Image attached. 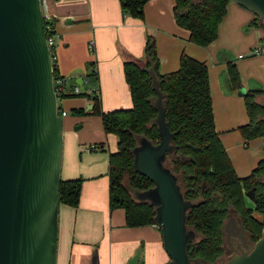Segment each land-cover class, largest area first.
<instances>
[{"label":"crops","instance_id":"0c3cea01","mask_svg":"<svg viewBox=\"0 0 264 264\" xmlns=\"http://www.w3.org/2000/svg\"><path fill=\"white\" fill-rule=\"evenodd\" d=\"M174 5L175 0H150L140 19L124 14L120 0H47L55 30L53 54L58 74L64 78L62 110L68 116L69 105L91 113L93 101L87 95L76 96L74 89L81 78L86 85L93 71L102 89L130 92L124 62L144 58L147 39L153 36L161 74L178 70L183 52L207 63L217 132L238 175L246 177L264 158V142H247L238 129L249 121L239 90L264 91V54L252 53L258 41L264 45V28L255 24V13L232 0L218 38L202 47L190 41L188 29L177 24ZM90 41H94V52ZM229 62L240 71L241 88L231 83ZM259 100L264 101V94ZM115 109L119 108L111 110ZM79 119H64L62 178L84 181L79 206L60 207L57 264H127L140 248L139 264H167L170 257L157 226L128 227L124 209H111L109 156L82 147L84 138L73 128ZM114 147H109V153L117 151L118 144Z\"/></svg>","mask_w":264,"mask_h":264},{"label":"trees","instance_id":"16d2710c","mask_svg":"<svg viewBox=\"0 0 264 264\" xmlns=\"http://www.w3.org/2000/svg\"><path fill=\"white\" fill-rule=\"evenodd\" d=\"M150 0H120L124 14L144 18L145 5ZM232 0H175L174 15L177 24L190 31V41L207 47L219 34V27L227 15ZM256 15V14H255ZM255 24L264 28L256 15ZM47 37L55 35L53 21L45 20ZM54 78L58 74L55 61ZM160 58L156 40L149 36L145 56L124 62V74L130 88L132 106L128 109L105 111L98 93L87 95L94 103L92 114L100 115L106 134H115L118 148L109 153L110 207L124 209L126 225L140 227L156 225V208L149 201L138 200L135 190H146L154 183L134 167L133 148L145 136L154 143L160 141L155 118L154 72L160 81V90L166 107L169 127L175 133L176 149L168 154L166 166L178 177L182 192L194 203L188 211V228L198 237L189 245V255L195 260L215 263L226 253L224 228L232 211L240 218L252 241L256 242L264 228V158L250 175L240 177L216 129L209 68L186 52L180 58L179 69L160 73ZM231 83L241 88L240 71L233 62L228 63ZM98 75L97 71L92 72ZM264 91L249 90L244 96L248 123L238 129L249 142H264ZM65 96L63 93L62 97ZM76 112L86 113L84 109ZM62 115V107H59ZM99 149L105 150L104 144ZM83 179H63L60 184L61 205L78 207L82 196ZM254 188L255 200L248 206L246 192ZM160 231L161 228L157 226Z\"/></svg>","mask_w":264,"mask_h":264},{"label":"water","instance_id":"95a60500","mask_svg":"<svg viewBox=\"0 0 264 264\" xmlns=\"http://www.w3.org/2000/svg\"><path fill=\"white\" fill-rule=\"evenodd\" d=\"M234 1L264 26V0ZM152 75L160 141L141 136L133 154L135 169L154 185L134 195L156 208L167 264H194L189 245L198 234L187 225L194 203L165 164L176 149L175 133L167 121L160 81ZM247 92L241 88L239 95ZM63 156L64 117L59 115L41 1L0 0V264H57ZM247 194L255 200L253 190ZM141 254L140 248L127 264H139ZM225 264H264V228L251 250Z\"/></svg>","mask_w":264,"mask_h":264},{"label":"rangeland","instance_id":"374dc122","mask_svg":"<svg viewBox=\"0 0 264 264\" xmlns=\"http://www.w3.org/2000/svg\"><path fill=\"white\" fill-rule=\"evenodd\" d=\"M258 46L263 45V41H258ZM86 85L78 84L81 92L93 93L98 92L102 100V108L106 109L105 111L119 108V109H128L132 105V99L130 96L129 89L121 91L119 94H116L109 88L102 89L100 85V77L99 75H95L91 72L90 76L85 80ZM81 86L83 88H81ZM245 103V101H244ZM58 106L62 107V100H58ZM68 108V116H64V119L70 120L73 117H79V121L73 126V128H78V132L83 136V148H91L93 146L97 147L94 151H100L103 154L109 156V147L111 150L117 146L118 138L115 134L106 135L103 127L102 118L100 115H95L87 111L86 113H79L72 109L69 105ZM104 144L105 150L101 151L99 146ZM99 152V153H100ZM104 162V159L101 160ZM248 206L253 205V201L251 198L247 197ZM224 240H225V255L220 258L215 263H208L205 261H199V264H225L227 260H229L233 255L241 253L242 250L239 249V245H242L247 251L251 250L254 246V241H252L250 233L246 230L244 225L242 224L239 216L232 211L229 218L226 221L224 228ZM197 264V261L194 262Z\"/></svg>","mask_w":264,"mask_h":264},{"label":"built area","instance_id":"2783aa9c","mask_svg":"<svg viewBox=\"0 0 264 264\" xmlns=\"http://www.w3.org/2000/svg\"><path fill=\"white\" fill-rule=\"evenodd\" d=\"M42 4V9H43V15L44 19L47 21L52 20V15L49 13L47 9V0H40ZM48 39V45L51 50V56H52V61L56 60V56L53 54V48L55 47L56 41L54 35L51 37H47ZM94 41L89 42V48L92 52H94ZM253 54H264V45L263 46H256L252 50ZM54 87L55 91L58 97V100L62 98L63 93L65 92V87H64V78L61 75H58L56 78H54ZM81 92V89L79 86H76L74 89L75 94H79ZM59 107V106H58ZM66 115V111L62 110V116L64 117ZM97 147L93 146L89 149L95 150Z\"/></svg>","mask_w":264,"mask_h":264},{"label":"flooded vegetation","instance_id":"af4514ba","mask_svg":"<svg viewBox=\"0 0 264 264\" xmlns=\"http://www.w3.org/2000/svg\"><path fill=\"white\" fill-rule=\"evenodd\" d=\"M252 190H253V192H254V188H253V189H250L249 191L246 192L247 197L251 198L247 193L250 192V191H252ZM254 194H255V193H254ZM251 199H252V198H251ZM252 201H253V199H252ZM250 236H251V235H250ZM254 243H255V242H254ZM239 249H241L242 251L246 250L245 248L242 247V245H239Z\"/></svg>","mask_w":264,"mask_h":264}]
</instances>
